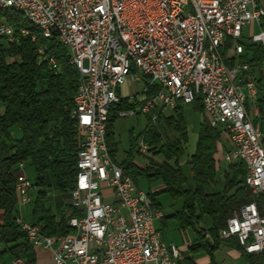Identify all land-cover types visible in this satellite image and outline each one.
I'll return each instance as SVG.
<instances>
[{
	"label": "built area",
	"instance_id": "1",
	"mask_svg": "<svg viewBox=\"0 0 264 264\" xmlns=\"http://www.w3.org/2000/svg\"><path fill=\"white\" fill-rule=\"evenodd\" d=\"M38 19L65 46L79 72L77 128L79 185L67 236L45 235L20 215L16 222L34 248L50 251L48 264H181L183 254L162 239L148 192L112 161L106 144L109 108L128 76L159 90L119 117L160 110L199 98L207 122L228 142L223 157L243 161L252 200L226 221L219 238H234L246 253L264 252V130L259 113V70L245 53L243 30L264 19L257 0H0ZM0 18V38L29 36ZM31 36V35H30ZM31 39L33 40L32 36ZM231 45L226 54V43ZM264 49V29L251 35ZM39 57L44 51L38 49ZM52 64V61L49 60ZM53 66H55L53 64ZM145 152L147 147L139 143ZM18 164L17 203H32L33 187ZM209 236L207 233L205 234ZM12 264H26L22 257Z\"/></svg>",
	"mask_w": 264,
	"mask_h": 264
},
{
	"label": "trees",
	"instance_id": "2",
	"mask_svg": "<svg viewBox=\"0 0 264 264\" xmlns=\"http://www.w3.org/2000/svg\"><path fill=\"white\" fill-rule=\"evenodd\" d=\"M0 18L14 26H23L35 35L34 40L29 35L20 36L13 42L0 38V102L4 106V111L0 112V264H6L7 255L12 259L22 257L26 264H37L35 248L16 222L18 164L29 160L35 172L33 185L36 191L32 196L29 222L38 225L45 235L69 233L68 220L74 209L69 195L78 172L77 152L81 139L71 115L79 77L77 69L70 64L67 48L55 36L44 38L22 12L13 8L0 7ZM260 26L264 29V19ZM39 48L44 50L41 57L37 52ZM246 49L252 53L250 63L253 66L264 64L261 45L251 43ZM259 84L264 89V78H259ZM158 90L159 85L153 84L139 96L121 97L111 105L106 121L110 158L135 183L139 178L162 181L161 188L148 192L154 208L161 209L158 201L161 194L181 199V207L169 217L176 220L181 231L191 228L196 234L181 264H193L190 255L198 251H204L213 261V253L221 244L238 250L247 264H264V252L246 253L234 238H219L218 232L226 225L227 219L251 201L252 194L245 184L247 169L241 160L229 163L221 189H210L215 181V154L221 132L205 118L199 125L194 152L187 158L192 184L183 174L179 162L188 142L183 107L202 112L199 98L188 105L178 102L169 115L160 110L154 121L147 116L145 128L135 138L131 136L126 157L121 162L115 159L117 146L112 127L119 118L118 113L136 106ZM13 126L19 128V138L12 136L10 130ZM139 143L146 145L154 155L161 156V162L152 163L154 170L150 171L133 160L132 150ZM51 191L56 192L55 197L51 196ZM50 199L57 200L56 204L61 207L59 212H53ZM205 216L209 219L207 228L201 226Z\"/></svg>",
	"mask_w": 264,
	"mask_h": 264
},
{
	"label": "rangeland",
	"instance_id": "3",
	"mask_svg": "<svg viewBox=\"0 0 264 264\" xmlns=\"http://www.w3.org/2000/svg\"><path fill=\"white\" fill-rule=\"evenodd\" d=\"M259 32V27L257 24L253 23L251 26L246 27L243 31V37L242 40L249 41L251 38V35L254 33ZM143 88V81L137 82L134 78V76H128L125 82L119 85V97H126L128 94L137 93L140 92ZM4 111V106L0 102V112L2 113ZM165 113L169 114L170 110L168 108L165 109ZM183 117L184 121L187 126V132H188V150L192 147L194 140H195V134H197L199 130L200 122L205 118L204 114L202 112L196 111L190 107H183ZM147 124V118L143 114H136V115H129V116H123L117 118L112 127L113 131V139L116 142L117 151H116V159L117 161H121L123 158L126 157L127 152L130 147V139L131 136L135 138L146 126ZM11 134L15 138H19L21 135V132L17 126H13L10 130ZM220 142H222V136L219 137V145ZM223 145L228 147V142H225ZM139 144L132 150V157L133 160L138 163L141 166H146L150 171L154 170L153 162H161L162 158L161 156H156L152 152L148 151L146 149L145 152L140 151L138 149ZM224 146V148H225ZM226 149H224L225 151ZM219 158V156H218ZM228 160L222 159L218 162V167L216 170L215 175V183L214 188L219 190L222 188L223 182H224V170H227L228 168ZM231 163V162H230ZM181 168L183 171V174L186 176L188 183H192V175L190 166L187 163V151H185L184 155L180 159ZM22 171L24 175L29 180L30 184L34 186V177L35 172L34 168L29 160L23 161V167ZM138 185L145 189V190H153L156 188L160 183V179H155L152 181H146L143 178H139L137 180ZM36 191V187L34 186V191H31V195L34 196ZM51 196L56 194L55 191L50 192ZM57 196V195H56ZM65 197H63L64 199ZM158 199L161 202V209H159L166 217V224L164 228L161 229L162 234L166 235L168 238H171L172 240H182L183 237L186 236L191 237L194 236V232L191 228H186L184 232H181V230L178 228V224L176 220L172 217H169L170 213H172L175 209H178L181 207V199H173L168 194H161ZM53 212L57 213L59 212V206L56 204L57 200L50 199L49 200ZM17 209L19 211V215L25 220L29 221L30 219V213L32 209V204L23 205L21 203L17 204ZM163 217V216H162ZM202 225L207 227L209 225L208 217L205 216L204 220L202 222ZM178 242V241H177ZM46 257L44 258V254L40 255V258L37 260L43 262L46 261ZM6 264H12V258L11 255H7L5 257ZM243 259H240V262L238 264L243 263Z\"/></svg>",
	"mask_w": 264,
	"mask_h": 264
},
{
	"label": "crops",
	"instance_id": "4",
	"mask_svg": "<svg viewBox=\"0 0 264 264\" xmlns=\"http://www.w3.org/2000/svg\"><path fill=\"white\" fill-rule=\"evenodd\" d=\"M257 2L259 4H264V0H257ZM255 24L258 25L259 30L262 29L261 26H260V23H255ZM248 44H251L250 40L244 42L245 53L243 55V58L252 59V53H251V51H248L246 49V46ZM230 45H231L230 42H227L226 43V46L224 47V54H226L228 52ZM257 67H258V70H259L260 77L261 78H264V64L258 65ZM132 94H134V93H132ZM132 94H128L126 97H128L129 95H132ZM261 98H262V101L263 102L260 103V99ZM257 103H258V107H259V113H258L257 116H254L253 119H254V122L255 123H258L261 126V128L264 130V89L261 88V86H260V91H259V94H258V101H257ZM262 109H263V111H262ZM169 110H170V113H171L172 112V109H169ZM163 113L166 114L165 113V109L163 110ZM169 114H166V115H169ZM196 140H197V134H195L194 143H193L192 147L189 150H188V142H187L186 149H185V151H187V158H188V156L190 154H192L194 152L195 145H196ZM225 142H226L225 137L222 136V142H220V145H219V141L217 143V152L215 154V158H216V170H217V167H218V162L220 160H222V159H225L223 157V154L225 152L224 149H227V146L223 145ZM224 146H225V148H224ZM218 156H219V158H218ZM115 159H116V156H115ZM121 161H117V162H121ZM229 163H230V161L228 162V165H229ZM228 170H229L228 168H227V170H224V174H225V172H228ZM214 183H215V181H214ZM136 185L139 188H141L138 185V182L137 181H136ZM162 186H163V183L161 181V183L156 188H154L153 190H150V189L145 190L143 188H141V189H143L146 192H152V191H155V190L161 188ZM212 187H214L213 184L210 185V189ZM33 191H34V189H33ZM54 197H55V195H54ZM69 200H70V204H71L70 195H69ZM52 201H53V199H52ZM158 201L160 202L159 199H158ZM160 204H161V202H160ZM60 209H61V207H59V210ZM178 209H175L172 213H174ZM70 213H71V210L67 212L68 215ZM172 213H170V215ZM18 215H19V211H18ZM165 217L166 216L163 214V217L160 218L159 220H156V222H155L156 226L160 229V231H161L162 228H164V226L166 224ZM30 219H31V214H30ZM30 219H29V221H30ZM201 226L204 227V228H207L209 225L207 227H205L204 225H201ZM184 231H185V229L183 231H181V232H184ZM161 233H162V231H161ZM195 238H196L195 232H194V236H191V237L186 236L185 238L183 237L182 240H175V239L172 240L171 238H168L166 235L162 234L163 241L166 242V243L175 244L181 250V252L183 254V258H184V253H185L186 249L195 240ZM35 252H36L37 260L40 258V255L41 254H44V258L45 257L47 258L46 261H44V260H43V262L38 261V264H48L50 262V255H51L50 251L43 250V249H39V248H35ZM190 256L192 257L193 264H238V262H240V259H243V261H244L243 263H240V264H247L246 260L244 259V257L241 255V253L238 250H236L234 248H230V247L225 246L223 244L219 245V247L214 251V253H213V261H211V259L209 258V256L204 251H198V252H196L194 254H191Z\"/></svg>",
	"mask_w": 264,
	"mask_h": 264
},
{
	"label": "bare ground",
	"instance_id": "5",
	"mask_svg": "<svg viewBox=\"0 0 264 264\" xmlns=\"http://www.w3.org/2000/svg\"><path fill=\"white\" fill-rule=\"evenodd\" d=\"M0 7L1 8H13L14 10H17L19 11V6L18 5H12L11 3H5V2H2L0 1ZM22 12L25 17L28 19V21L31 23V25L35 26L36 28L39 29V32L42 34V36L44 38H50V35L47 33V30H46V27H39L38 26V19L37 17H34V16H28V12L27 11H20ZM23 31L27 32V33H30V30L21 26L20 27ZM30 35L32 36L33 40L35 39V35L34 34H31ZM42 51H44L43 49H41ZM70 64H72L74 66V60L73 58L71 57L70 55ZM78 72V71H77ZM78 77H79V72H78ZM81 93V82H80V78H79V81H78V84H77V88H76V92H75V95H74V106H73V109L71 111V115H72V118L75 119V122H76V125H77V118H78V112H79V104H78V94ZM77 162H78V152H77ZM78 185H79V164H78V172L76 174V178H75V182H74V189L73 190H78ZM71 198V204L74 208V194H71L70 196ZM70 221V218L68 220V222ZM64 236H67L64 235Z\"/></svg>",
	"mask_w": 264,
	"mask_h": 264
}]
</instances>
